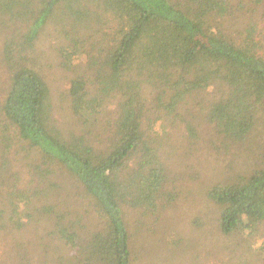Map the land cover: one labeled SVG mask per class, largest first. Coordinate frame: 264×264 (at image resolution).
I'll return each instance as SVG.
<instances>
[{
  "label": "trees",
  "instance_id": "16d2710c",
  "mask_svg": "<svg viewBox=\"0 0 264 264\" xmlns=\"http://www.w3.org/2000/svg\"><path fill=\"white\" fill-rule=\"evenodd\" d=\"M227 6L226 0H0L1 65L9 80L0 143L7 155L20 142L23 158L36 159L22 187L8 172L10 159L0 163V200L8 209L0 225L23 230L43 207L55 219L50 233L68 250V264H131L125 209L157 217L172 203L157 121L181 117L189 98L217 86L222 95L206 107L214 138L230 147L244 145L258 125L264 133V37L250 22L239 40L215 31ZM45 38L55 42L56 65L70 75L64 98L77 130L67 134L41 67ZM101 117H108V136L95 143L89 132ZM185 130L192 140V124ZM261 148L248 175L208 189L225 235L251 237L264 223ZM85 217L97 224L80 232Z\"/></svg>",
  "mask_w": 264,
  "mask_h": 264
},
{
  "label": "rangeland",
  "instance_id": "374dc122",
  "mask_svg": "<svg viewBox=\"0 0 264 264\" xmlns=\"http://www.w3.org/2000/svg\"><path fill=\"white\" fill-rule=\"evenodd\" d=\"M226 2L228 12L215 31L239 40L245 24L250 22L256 27L255 35L264 37V2L258 5L254 0ZM51 41V38H45L40 47L45 54L41 67L52 89L57 124L67 134L77 130L64 98L70 75H65L56 65V50L51 48L55 42ZM1 55L0 44V103L9 83L1 65ZM221 95L217 86L209 87L188 99V105L179 110L181 117L156 122L154 128L161 134V156L167 169V189L172 203L161 208L157 217H146L139 211L125 209L131 264H264V223L251 237L245 233L225 235L218 226L219 207L207 197L210 187L231 184L237 182L240 175H248L257 166V158L264 146L261 125L244 145L229 147L214 138L206 118V107L208 102ZM107 119L101 117L97 130L89 132L93 142L106 140L110 126ZM186 122L192 124L195 133L190 141ZM81 131L79 128L78 134ZM3 147L0 143V163L6 156L10 159L8 172L12 180L17 178L15 185L22 187L31 178L30 162L36 159L33 156V159L30 156L23 158L25 151L20 149L23 147L20 142L12 144L7 155ZM42 208L38 210L40 216L34 217V222L23 230L0 225V264L69 263L68 250L57 246L58 240L50 233L51 222L55 219L45 213L44 208L41 213ZM7 212L6 203L3 208L0 200V223L1 214L7 215ZM80 222V232L91 230L97 224L91 217Z\"/></svg>",
  "mask_w": 264,
  "mask_h": 264
}]
</instances>
